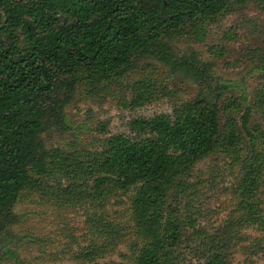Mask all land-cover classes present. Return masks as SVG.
Listing matches in <instances>:
<instances>
[{
  "label": "rangeland",
  "instance_id": "rangeland-1",
  "mask_svg": "<svg viewBox=\"0 0 264 264\" xmlns=\"http://www.w3.org/2000/svg\"><path fill=\"white\" fill-rule=\"evenodd\" d=\"M229 3V10L200 29L187 23L170 33L173 64L141 55L134 58L132 69L107 81L85 70L58 79L48 103L51 109L37 130L44 150L102 151L111 135L134 134L132 120L173 114L199 92L223 93L220 103L236 97L243 109L244 97L247 104L255 101L264 90V0ZM140 82L151 84L155 97L132 108L133 86ZM232 114L241 121L242 112ZM228 115L221 109L223 121ZM32 119L30 104L23 101L11 125L3 128L7 147L22 150L31 141L33 133L25 123ZM248 126L256 140L245 137L235 151L217 147L168 186V206L177 209L186 237L170 256L171 264H207L205 246L219 241L231 246L229 264H264V168L251 204L241 189L245 157L252 150L264 154L260 111L251 112ZM7 163L0 158V168ZM30 173L54 188L68 181L33 168ZM137 189L105 186L81 201L61 204L53 195L24 188L0 214V264H137L146 240L133 214Z\"/></svg>",
  "mask_w": 264,
  "mask_h": 264
},
{
  "label": "trees",
  "instance_id": "trees-1",
  "mask_svg": "<svg viewBox=\"0 0 264 264\" xmlns=\"http://www.w3.org/2000/svg\"><path fill=\"white\" fill-rule=\"evenodd\" d=\"M229 7V0H0V158L8 160L0 168V214L29 186L61 204L81 201L105 186H138L133 214L146 240L136 263L171 264L186 237L177 209L168 206V186L217 147L235 151L245 137L256 140L248 124L254 109L264 120V90L251 104L244 97V109L236 97L220 103L223 93L199 92L173 114L132 120L134 134L111 135L102 151L52 149L49 154L37 130L51 109L58 79L85 70L107 81L132 69L141 55L173 64L170 33L187 23L200 29ZM154 97L151 84L136 83L129 105L142 107ZM23 101L33 111L34 119L25 123L33 134L18 150L6 146L3 128ZM221 109L229 113L224 121ZM234 111L242 112L241 121ZM31 168L68 181L54 188L44 178H32ZM263 168L264 154L250 151L241 187L247 205L259 192ZM230 248L222 241L207 243L203 256L207 264H229Z\"/></svg>",
  "mask_w": 264,
  "mask_h": 264
}]
</instances>
